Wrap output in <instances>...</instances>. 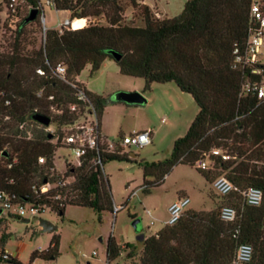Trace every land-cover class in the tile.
Returning <instances> with one entry per match:
<instances>
[{"label": "trees", "instance_id": "trees-1", "mask_svg": "<svg viewBox=\"0 0 264 264\" xmlns=\"http://www.w3.org/2000/svg\"><path fill=\"white\" fill-rule=\"evenodd\" d=\"M24 1L26 8L38 13L26 23L27 10L17 24V34L28 24H39L42 14L38 0ZM118 1L54 0V9L66 11L70 22L102 16L106 25L89 24L61 33L47 29L41 46L29 55L21 52L17 38L10 53L0 54V191L19 203L36 204L60 216L67 205L86 207L98 215L113 210L102 166L108 161L131 162L127 154L119 149L108 151L104 143H99L78 166L67 164L62 175L54 169L53 155L56 149L66 148L62 127L77 120L86 107L93 108L99 129L107 99L85 91L75 78L85 66L94 73L103 60L114 61L111 52H116L121 55L115 62L119 73L142 79L146 88L152 83L172 82L197 107L193 122L185 135L173 142L168 158L137 162L143 177L140 189L148 191L158 186L179 164L194 168L210 187L220 176L234 186L226 196L215 194L222 201L214 210L202 212L187 207L177 223L144 239L138 261L131 264H229L241 244L252 247L250 264H264V103L257 105L254 97L241 93L246 73L232 67L234 46H243L247 37L249 0H185L177 16L162 20L153 18L147 6L132 2L143 21L141 27L121 23ZM3 2L6 7L8 0ZM19 7L10 15L17 16ZM58 64L65 67L67 81L83 90L85 102L76 99L77 90L53 76ZM260 67L264 74V66ZM37 69L44 75H37ZM39 91L41 97H37ZM72 105L75 112L69 110ZM34 114L49 117L56 134L33 122ZM23 123L34 125L30 137L25 129H19ZM215 149L228 160L212 156L210 152ZM205 156L211 166L195 168ZM38 158H43L44 164L39 165ZM68 179L70 182L62 186ZM44 183L52 187L39 195L35 190ZM249 188L262 192L260 205L246 204L243 192ZM222 205L235 209L233 222L219 219ZM7 237L0 236L2 246ZM123 247L134 249L128 243ZM57 249L58 236L54 234L48 248L33 252L28 264L36 258H55ZM119 252V246L109 237L107 262L117 259ZM1 263L21 264L10 256L0 258Z\"/></svg>", "mask_w": 264, "mask_h": 264}, {"label": "rangeland", "instance_id": "rangeland-1", "mask_svg": "<svg viewBox=\"0 0 264 264\" xmlns=\"http://www.w3.org/2000/svg\"><path fill=\"white\" fill-rule=\"evenodd\" d=\"M38 1L42 7L43 24L41 22L37 25L28 24L20 34H17V24L26 14L27 8L24 5L20 6L18 15L12 16L3 0H0V54L10 53L17 38L21 52L29 55L31 50L41 46L47 29L57 30L65 20H69L66 11H56L47 5L46 0ZM184 1L119 0L120 21L130 26H143V21L132 2L147 6L153 18L162 20L177 16ZM87 20L89 24L106 25V20L102 16ZM82 24L83 21L73 20L70 28L79 29ZM261 51V62H264V49ZM75 80L85 91L107 99L99 118V131L101 137L108 143L118 144L123 136L145 131H151V143L140 149L118 148L127 154L131 162L108 161L102 166L112 208L114 206L120 208L117 212L105 210L98 215L86 207L67 205L62 216L45 210L36 218L25 217L24 220H29L27 224L18 218L4 217L0 221V236L8 237L3 246L0 242V250H5L11 258L21 264H28L32 253L46 250L55 234L58 236L56 257L47 260L36 258L31 264H102L106 241L110 237L120 248L117 259L136 263L143 240L163 227L167 219V208L172 202L187 196L190 200L189 209L210 212L222 201L220 197L215 196L200 173L192 167L180 164L174 166L158 186L148 191L140 189L143 177L137 162L161 161L168 158L173 142L183 137L193 122L197 107L192 98L180 92L174 83H152L146 88L142 79L119 73L117 65L110 59L103 60L94 73H90L89 66H85ZM119 92L140 93L146 99V103L126 105L113 101L114 95ZM88 120L95 119L88 117ZM33 128L34 125L26 123L24 129L27 137H30ZM67 129L68 127H62L63 135ZM44 131L56 134L51 123ZM66 163L76 165L71 152L67 148L56 149L53 166L59 175L65 172ZM207 165L211 166L208 160ZM145 181L153 180L146 178ZM39 219L49 222L55 227V231L41 232L38 226ZM133 220H138L135 228L132 225ZM126 243L133 245L134 249H125L123 245ZM92 253L94 256H91ZM128 254L131 256L128 257Z\"/></svg>", "mask_w": 264, "mask_h": 264}, {"label": "built area", "instance_id": "built-area-1", "mask_svg": "<svg viewBox=\"0 0 264 264\" xmlns=\"http://www.w3.org/2000/svg\"><path fill=\"white\" fill-rule=\"evenodd\" d=\"M54 0H46L47 5L53 7ZM75 1V0H71ZM25 3L24 0H8L6 9L10 13H15L17 7L22 6ZM27 10H31L27 7ZM248 27L247 37L243 46H234L232 51V67L244 71L246 73L245 79L241 84V93L243 95H249L256 99L257 105L264 103V74L260 66H264V62H261L262 49H264V0H249L248 7ZM44 18L41 14L40 22L43 24ZM89 20H83L82 27L89 25ZM71 22L65 20L63 24L57 29L59 33L63 30L71 29ZM63 28V29H62ZM45 29V28H44ZM74 30V29H72ZM44 40V36H43ZM36 74L39 76L44 75L42 69H37ZM53 76L60 82L69 85L72 89L77 90L76 99L80 102L86 101V96L83 90L77 89L74 83H70L66 79L65 67L58 64L53 68ZM42 92L37 93V97H41ZM51 99V97H49ZM53 113H60L54 108H50ZM71 112H75L76 106H69ZM88 117H94V121H89ZM26 123L19 126V129H24ZM151 131H145L141 133H132L128 136H123L118 144L108 143L101 137L95 112L91 106L86 107L82 115L72 122L62 139V143L71 152L76 160L78 166L80 159L85 157L89 151L95 150L99 143H104L108 151L114 149H123L129 147L142 148L151 143ZM212 156H219L221 160H228V156L221 154L219 150H212L210 152ZM208 156L196 162L195 167L200 170H205L207 167ZM39 165L44 164L43 158H38ZM96 163L99 164V160L96 159ZM68 163L65 164V167ZM71 165V164H70ZM68 180L61 183L62 186L68 184ZM51 185L44 183L35 192L39 195L47 193L51 189ZM211 189L217 196H226L234 190V186L225 177L220 176L216 178L212 184ZM134 195V193H133ZM244 200L249 206H258L262 200V192L257 188H249L243 192ZM188 197H181L172 202L167 208V219L163 223L164 226H172L178 222L183 212L189 205ZM120 208L114 206L113 213L117 212ZM45 210V207H39L36 204L19 203L13 196L5 192L0 191V221L4 217H13L24 220L36 218ZM236 218V211L229 205H222L219 209V219L224 223L233 222ZM9 254L5 250H0V258L5 260ZM94 256V253L91 254ZM86 257V256H83ZM252 259V247L248 244H241L237 247L234 257L229 264H250ZM106 264H109L108 262ZM123 264H131L124 262Z\"/></svg>", "mask_w": 264, "mask_h": 264}, {"label": "water", "instance_id": "water-1", "mask_svg": "<svg viewBox=\"0 0 264 264\" xmlns=\"http://www.w3.org/2000/svg\"><path fill=\"white\" fill-rule=\"evenodd\" d=\"M37 10L31 9L28 11L27 17L25 18V22L33 21L37 16ZM112 59L114 62L120 60L121 55L116 52H111ZM113 101L120 102L126 105H143L146 103V99L137 92H119L114 95ZM31 120L43 127H48L50 124V118L41 114H34L31 116ZM22 223L27 224L29 220H21ZM138 220H133V227L135 228ZM38 226L41 228V232H53L55 231V227L52 226L49 222L45 220H38Z\"/></svg>", "mask_w": 264, "mask_h": 264}, {"label": "crops", "instance_id": "crops-1", "mask_svg": "<svg viewBox=\"0 0 264 264\" xmlns=\"http://www.w3.org/2000/svg\"><path fill=\"white\" fill-rule=\"evenodd\" d=\"M118 261H120V262H118ZM124 262L125 261H122L120 259H115L114 261L110 262L109 264H123ZM106 263H107V258H106V254H105V258H104V261L102 262V264H106Z\"/></svg>", "mask_w": 264, "mask_h": 264}]
</instances>
